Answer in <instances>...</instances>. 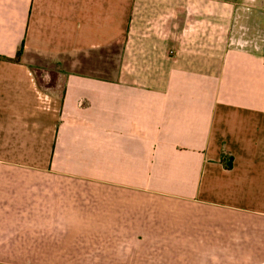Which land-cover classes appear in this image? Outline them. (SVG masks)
<instances>
[{
	"label": "crops",
	"instance_id": "obj_1",
	"mask_svg": "<svg viewBox=\"0 0 264 264\" xmlns=\"http://www.w3.org/2000/svg\"><path fill=\"white\" fill-rule=\"evenodd\" d=\"M0 264H264V0H0Z\"/></svg>",
	"mask_w": 264,
	"mask_h": 264
},
{
	"label": "trees",
	"instance_id": "obj_2",
	"mask_svg": "<svg viewBox=\"0 0 264 264\" xmlns=\"http://www.w3.org/2000/svg\"><path fill=\"white\" fill-rule=\"evenodd\" d=\"M21 54H22V47L18 48V50L16 52V55L13 58V60L14 61H19L20 57H21ZM51 63L52 62H47L46 64L48 65V64H51ZM52 64H54V67H53V69L50 70L48 83H52L53 81H55L54 80L56 78L55 74L57 72L62 73L65 70V69H63L62 63H59V62L54 63L53 62ZM30 68H31L32 72L34 73V76L36 77V81H37L38 85L40 86V88L44 89L46 84L45 85H41L42 83L39 82L38 76H36V72H35L34 67L30 66Z\"/></svg>",
	"mask_w": 264,
	"mask_h": 264
},
{
	"label": "rangeland",
	"instance_id": "obj_3",
	"mask_svg": "<svg viewBox=\"0 0 264 264\" xmlns=\"http://www.w3.org/2000/svg\"><path fill=\"white\" fill-rule=\"evenodd\" d=\"M31 62L33 64L32 66L34 67V69L36 68V70H37L36 71V76H38L39 82L42 83L41 85H45V83H48L47 74H46V72H42L41 68L44 66L45 69L48 68V69L51 70V69H53L54 64L51 63V64L47 65L46 63H40V62H37V61H31V59H30V64H31ZM53 62L56 63V61H53ZM58 62L61 63V61H58ZM36 63H38V64H36ZM42 64H43V66H42Z\"/></svg>",
	"mask_w": 264,
	"mask_h": 264
}]
</instances>
